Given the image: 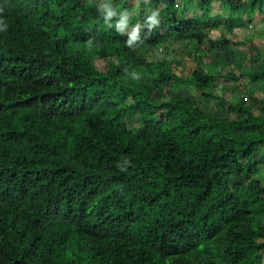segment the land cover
<instances>
[{"label": "trees", "instance_id": "trees-1", "mask_svg": "<svg viewBox=\"0 0 264 264\" xmlns=\"http://www.w3.org/2000/svg\"><path fill=\"white\" fill-rule=\"evenodd\" d=\"M194 2L0 0V264H264V0Z\"/></svg>", "mask_w": 264, "mask_h": 264}, {"label": "rangeland", "instance_id": "rangeland-1", "mask_svg": "<svg viewBox=\"0 0 264 264\" xmlns=\"http://www.w3.org/2000/svg\"><path fill=\"white\" fill-rule=\"evenodd\" d=\"M123 1H128V0H123ZM198 1L202 5V3L205 0H195V2L194 3H190V5H192L193 7H195V6L197 7V4H198L197 2ZM227 1H229L231 3L232 1L235 2L237 0H227ZM229 2H228V4H229ZM212 3H213L212 14L215 15V16H217V17H220L222 23H224L225 22V19H224L225 16L222 13L224 11H221L219 2L213 1ZM196 10H197L196 12L199 13V14H202V12H203V10H201L200 8H196ZM228 10H229V8H228ZM225 11H227V9ZM241 12H242L241 10H234V11H231L229 15L232 16V15H236L237 13L240 14ZM114 17L115 18H113V19H115V20H113V19H107L106 21L107 22H118L119 23V22H122L124 20L123 14H120L118 12L117 13H114ZM220 29H221V27H220ZM222 29L224 30L225 28L223 27ZM218 31H219L218 28H215L214 31H212V37L213 38H216L217 37V35L219 33ZM262 31L264 32V12L261 14V16H258L257 18H254L253 24H251L248 27H245L243 29H241V28H237L236 29V36L238 37V39L241 36H244L245 39H246L245 41H247V43L245 42L246 44L245 45H242V46H239V45L236 46V45H234V47L237 48V49H239V48L245 49V51L247 53V57L240 56V55H235L233 58H231V62H230L231 63L230 64L231 66H232V64H234L236 62H238V63L241 62L246 67L251 66V65H254V67L256 69L259 68V67H261L259 65H258L259 67L257 66L258 61L255 58L257 56L256 51L259 48H263L264 49V33ZM158 51L160 52L161 51V48H159ZM173 53L174 54L172 55V57L174 58L177 53L176 52H173ZM202 53H203V51H202ZM225 57L226 56H223L222 59L225 58ZM226 61L228 62L227 58H226ZM233 61H234V63H233ZM206 62L207 63L205 65V68L207 70H209V71L212 72L215 69V67H213V65H212V64H214V62L211 61V63H210V61L208 60V58L206 59ZM204 72H206V70H204ZM241 80H242V82H245L244 79H241ZM222 89H224L223 83H222V85H219L218 86L217 93H219V94L223 93L226 98L229 97L230 93H228V92L224 93V91H222ZM202 105L203 106H200V108H203L204 109L205 107H208L207 105L206 106H204V104H202ZM223 107H224V105L223 106L221 105L220 110H222ZM209 111H211V110H209ZM224 111H225V109H224ZM260 169L262 170L261 171V174L263 176L260 175L259 177H260V179L262 181H264V164H261L260 165Z\"/></svg>", "mask_w": 264, "mask_h": 264}, {"label": "clouds", "instance_id": "clouds-1", "mask_svg": "<svg viewBox=\"0 0 264 264\" xmlns=\"http://www.w3.org/2000/svg\"><path fill=\"white\" fill-rule=\"evenodd\" d=\"M0 11H3V9H2V8H0Z\"/></svg>", "mask_w": 264, "mask_h": 264}]
</instances>
